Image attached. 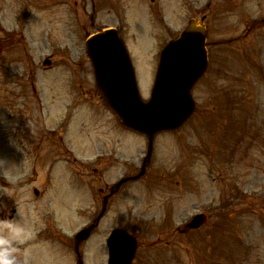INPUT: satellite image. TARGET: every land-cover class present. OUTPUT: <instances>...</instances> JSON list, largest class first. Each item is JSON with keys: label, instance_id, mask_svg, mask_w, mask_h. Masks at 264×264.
Wrapping results in <instances>:
<instances>
[{"label": "rangeland", "instance_id": "374dc122", "mask_svg": "<svg viewBox=\"0 0 264 264\" xmlns=\"http://www.w3.org/2000/svg\"><path fill=\"white\" fill-rule=\"evenodd\" d=\"M90 1L0 0V31L22 30L28 18L31 21L26 25L27 35L24 33L25 42L32 36L27 46L35 47H31L30 57L32 53L37 61L43 60L50 46L62 47L54 58L55 66L41 72L35 83L31 68L27 74L22 70L30 59L18 45L22 37L15 34L14 44L20 48L17 61L23 64L19 69L25 77L15 82L14 76L10 82V77L0 76V155L5 156L0 159V169L4 170L0 175L11 181L20 174L36 177L26 187L23 183L4 186L0 178V209L12 207L16 214L17 208L13 221L21 223L25 231L11 239L21 242L31 240L37 223H46L49 216L59 222L67 233L64 236L61 230L60 241L44 239L38 248H26L49 254L54 264H76L71 233L99 214L100 189L112 187L124 175L138 174L148 151L147 139L123 128L95 96L92 66L84 56L87 39L106 26L120 24L124 35L129 30L126 26L135 27L140 39L137 42L131 35L130 45L138 47V84L149 99L161 50L191 18L200 17V2L205 4L206 0H158L154 6L148 0H97L94 22ZM244 5L246 10L236 5L232 18L213 20L211 35L228 37L232 24L234 35H242L250 22L254 29L251 47L245 48L242 42L236 51L225 47L213 52L219 60L211 54L208 72L194 89L196 113L177 132L156 136L152 163L144 177L124 184L110 199V216L81 248L87 264L107 262L105 236L111 224L124 225L140 238L136 264H264V46L256 40L264 34L259 24L264 17V0H248ZM136 6L140 15L134 11ZM145 15L147 20H139ZM3 33L0 43L5 44ZM74 43L77 47L72 48ZM72 50H81L82 55L74 66L65 56ZM33 83L42 103L31 94ZM71 92L72 104L66 98ZM70 114V123L73 121L67 130L68 143L72 142L74 155L78 159L83 156L80 160L85 162L75 166L78 174L73 177L60 161L66 154L57 143ZM90 115L96 119L94 124ZM98 153L103 158L99 159ZM25 166L27 172L22 171ZM13 169L15 173L10 175ZM34 187L39 188V195L33 193ZM198 210L208 214V225L182 234L185 223ZM6 212V217L11 213L14 219L11 211ZM14 253L22 261L19 252Z\"/></svg>", "mask_w": 264, "mask_h": 264}, {"label": "water", "instance_id": "95a60500", "mask_svg": "<svg viewBox=\"0 0 264 264\" xmlns=\"http://www.w3.org/2000/svg\"><path fill=\"white\" fill-rule=\"evenodd\" d=\"M111 39H114L120 47L122 46L125 53V49L123 47L122 42L114 36H111ZM204 34L200 29V26L196 24L195 21H191L189 28L185 31L182 38L173 42L165 50H163L162 60L160 61V68L157 76V81L155 82L152 100L149 103H145L141 100L140 95L138 94L137 84L135 81L133 69L131 67L130 61L126 57V66L128 69V74L130 75V79L127 78L125 81L123 79L118 78L117 84L110 80L109 78H105L100 73V66L96 65L98 72L100 73V85L102 88V92L106 97L109 105L114 109V111L120 116L125 126L132 127L136 130L144 132L148 134L150 138L154 136L157 131L164 129H172L179 126L182 122H184L187 117L190 115L192 111V102L190 96V90L195 83V81L203 74L206 70L207 61L206 54L204 50ZM93 47H91L92 53ZM98 64V63H97ZM171 70V71H170ZM170 73H178L183 75L178 82L175 84L168 85L165 89V93L161 90L162 84L166 76V72ZM105 75V74H103ZM173 80H167L166 82H172ZM185 88L184 91H180L182 96L187 99V110L181 113L176 119L170 120L164 110V101L165 98H169L171 94H175L177 87ZM164 110V112H163ZM152 114L151 120L154 121L151 125H144L140 123L141 115L143 114ZM160 115H162V119H160ZM163 120V121H160ZM83 237L88 235L87 231L83 232ZM119 237H122L119 235ZM118 250L121 251L120 248ZM126 258V254L124 256ZM131 261V257L129 256V260Z\"/></svg>", "mask_w": 264, "mask_h": 264}, {"label": "clouds", "instance_id": "9594fccd", "mask_svg": "<svg viewBox=\"0 0 264 264\" xmlns=\"http://www.w3.org/2000/svg\"><path fill=\"white\" fill-rule=\"evenodd\" d=\"M25 231L23 225L11 219L0 220V264H17V258L13 253L15 248L11 246V237H16Z\"/></svg>", "mask_w": 264, "mask_h": 264}]
</instances>
